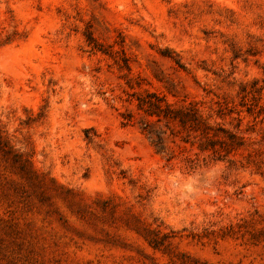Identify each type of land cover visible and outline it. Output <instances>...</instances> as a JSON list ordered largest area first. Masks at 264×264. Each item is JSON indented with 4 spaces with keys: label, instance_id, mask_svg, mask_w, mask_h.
Here are the masks:
<instances>
[{
    "label": "rangeland",
    "instance_id": "1",
    "mask_svg": "<svg viewBox=\"0 0 264 264\" xmlns=\"http://www.w3.org/2000/svg\"><path fill=\"white\" fill-rule=\"evenodd\" d=\"M147 93L244 147L190 169ZM0 264H264V0H0Z\"/></svg>",
    "mask_w": 264,
    "mask_h": 264
},
{
    "label": "trees",
    "instance_id": "2",
    "mask_svg": "<svg viewBox=\"0 0 264 264\" xmlns=\"http://www.w3.org/2000/svg\"><path fill=\"white\" fill-rule=\"evenodd\" d=\"M92 42L90 37V43ZM138 105L150 116L156 117L158 122L177 128L183 142L181 153L190 169L206 165L209 160H229L245 145V138L240 133L216 121V119H225L233 113L239 114L240 111L227 104H218L217 109L211 107L206 113L200 101L172 103L156 93H147L138 97ZM241 121L242 118L239 116V126Z\"/></svg>",
    "mask_w": 264,
    "mask_h": 264
}]
</instances>
